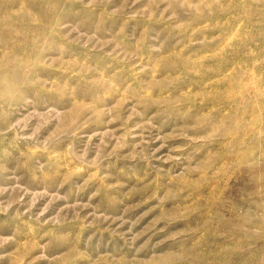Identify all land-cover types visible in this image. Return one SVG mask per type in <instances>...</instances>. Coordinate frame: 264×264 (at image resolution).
I'll return each mask as SVG.
<instances>
[{
  "label": "rangeland",
  "instance_id": "rangeland-1",
  "mask_svg": "<svg viewBox=\"0 0 264 264\" xmlns=\"http://www.w3.org/2000/svg\"><path fill=\"white\" fill-rule=\"evenodd\" d=\"M0 264H264V0H0Z\"/></svg>",
  "mask_w": 264,
  "mask_h": 264
}]
</instances>
